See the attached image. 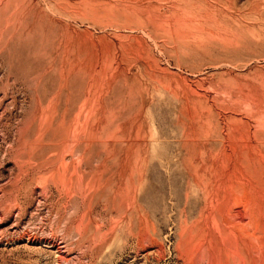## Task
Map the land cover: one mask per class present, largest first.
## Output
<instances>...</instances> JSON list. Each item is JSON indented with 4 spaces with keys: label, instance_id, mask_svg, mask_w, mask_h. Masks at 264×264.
<instances>
[{
    "label": "rangeland",
    "instance_id": "374dc122",
    "mask_svg": "<svg viewBox=\"0 0 264 264\" xmlns=\"http://www.w3.org/2000/svg\"><path fill=\"white\" fill-rule=\"evenodd\" d=\"M0 264H264V0H0Z\"/></svg>",
    "mask_w": 264,
    "mask_h": 264
}]
</instances>
